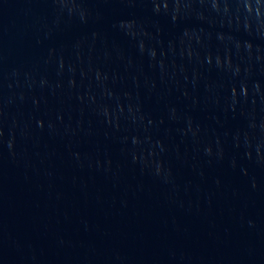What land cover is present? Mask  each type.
<instances>
[{
	"label": "water",
	"instance_id": "95a60500",
	"mask_svg": "<svg viewBox=\"0 0 264 264\" xmlns=\"http://www.w3.org/2000/svg\"><path fill=\"white\" fill-rule=\"evenodd\" d=\"M0 264H264V0H0Z\"/></svg>",
	"mask_w": 264,
	"mask_h": 264
}]
</instances>
